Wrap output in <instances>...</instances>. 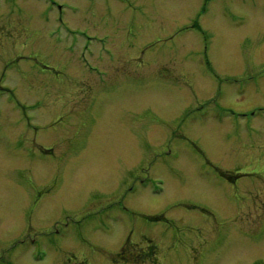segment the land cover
<instances>
[{"label": "rangeland", "instance_id": "1", "mask_svg": "<svg viewBox=\"0 0 264 264\" xmlns=\"http://www.w3.org/2000/svg\"><path fill=\"white\" fill-rule=\"evenodd\" d=\"M0 264H264V0H0Z\"/></svg>", "mask_w": 264, "mask_h": 264}, {"label": "flooded vegetation", "instance_id": "2", "mask_svg": "<svg viewBox=\"0 0 264 264\" xmlns=\"http://www.w3.org/2000/svg\"><path fill=\"white\" fill-rule=\"evenodd\" d=\"M93 57V58H92ZM90 58H91V65H90V70H91V74L89 73L88 75H93L94 73H93V71H95L96 70V67L94 66L95 64H99L100 63V61H104V60H101V58L99 57V56H95V58H94V55H92V56H90ZM95 59V60H94ZM115 62V60L113 61V63ZM116 63H117V58H116ZM107 71H104L103 73H106ZM119 80V79H118ZM113 83H115V82H113ZM64 118V117H63ZM67 118H71V116H70V114H69V116L68 115H65V121H67ZM26 121H27V124H26V126L27 127H29L30 129H33V128H35V130H37V128L34 126V125H32V122H31V120H29V119H26ZM61 123V122H60ZM55 125V124H54ZM83 125V124H82ZM33 126V127H32ZM53 126V125H52ZM69 147H71V145H67V148H69ZM51 236H53V234H50ZM46 236H49L48 234H46Z\"/></svg>", "mask_w": 264, "mask_h": 264}]
</instances>
